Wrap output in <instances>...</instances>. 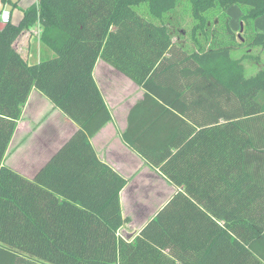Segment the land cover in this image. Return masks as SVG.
I'll return each instance as SVG.
<instances>
[{"label": "trees", "instance_id": "1", "mask_svg": "<svg viewBox=\"0 0 264 264\" xmlns=\"http://www.w3.org/2000/svg\"><path fill=\"white\" fill-rule=\"evenodd\" d=\"M182 1L194 19L190 35L196 47L190 49L173 40L174 31L163 22ZM232 5L241 10L249 45H264V33L251 25L264 14V0H36L17 24L0 28V264H129L137 259L202 264L214 244L216 234L188 259L173 252L175 244L162 245L169 248L167 255L143 237L132 243L116 238L123 223L118 193L126 180L114 172L109 201L94 209L60 201L2 163L33 87L81 126L90 149L88 136L110 119L92 76L98 57L144 88L143 100L135 105L147 109L142 135L166 112L200 127L172 156L167 151L154 156L129 136V129L122 137L171 182L184 185L239 240L241 250L230 264H264V68L247 75L243 58L231 54L239 45L226 12ZM209 12L217 14L222 35L208 27ZM35 21L42 27L41 41L55 56L28 63L13 42ZM203 136L205 154L193 164L183 154L198 150ZM215 181L232 191V201L215 204L193 195L199 183L213 188Z\"/></svg>", "mask_w": 264, "mask_h": 264}, {"label": "crops", "instance_id": "2", "mask_svg": "<svg viewBox=\"0 0 264 264\" xmlns=\"http://www.w3.org/2000/svg\"><path fill=\"white\" fill-rule=\"evenodd\" d=\"M10 1L1 0L0 10L8 7L11 10L10 21L14 24L22 19L27 7L36 2ZM18 3L22 7H18L15 17L12 6ZM230 8H227V13ZM253 22L254 31L264 33V14L254 18ZM230 27L237 34L239 30L231 24ZM41 30L38 21L32 22L24 26L13 42L15 50L28 63L55 56V52L41 41ZM92 76L110 119L88 136L90 149L84 137L80 136L81 126L33 87L22 106L2 163L43 189L53 191L60 201H68L75 207L91 206L94 209L109 201L116 186L114 172L126 180L118 193L123 223L115 231L116 238L132 243L140 236L167 255L169 248H162V245L175 244V254L194 259L192 254H197L216 234L214 244L202 264H230L241 250L239 240L224 231L222 221L208 214L186 192L184 185L171 182L122 137V133L129 129V136L152 151L154 156L159 155V151L170 152L172 156L179 145L199 131L200 127L190 120L183 122L172 118L166 112L155 119L147 135H142L147 125V109L135 105L143 100L144 88L101 57L94 64ZM204 154L203 136L202 142L199 138L198 150H187L183 156L192 159L195 164L194 159ZM202 184L195 186L192 193L203 195L204 202L213 200L210 203L219 204L223 200H233L232 191H223L221 183L213 182V188H205ZM205 193L212 199H208ZM64 216L61 214L60 218ZM175 261L179 263L176 258ZM145 263L142 260L138 262V259L137 263L129 261V264Z\"/></svg>", "mask_w": 264, "mask_h": 264}, {"label": "rangeland", "instance_id": "3", "mask_svg": "<svg viewBox=\"0 0 264 264\" xmlns=\"http://www.w3.org/2000/svg\"><path fill=\"white\" fill-rule=\"evenodd\" d=\"M21 3H18L17 6H12L14 11L13 14L15 15V17L16 14H18V7H22ZM141 8H144V6H142ZM142 12L144 14H147L145 10ZM239 12H241V10H239L238 6L232 5L229 12L227 13L231 19V22H229V24H231L233 28L239 30L236 35V40L237 42H239V45L237 48L232 50L231 54L235 58H243L242 64L245 68V73L247 75H251L257 72L260 68H264V46L249 45L250 40L243 26L242 30L240 31L242 22L239 19ZM208 15V21L210 22V26L208 27L212 29V27L214 26L215 30L213 29V32L216 31L217 35H222L223 31L218 28L220 25V20L218 19L217 14L215 15V13L209 12ZM163 22H167L168 28L171 31H174L172 36L173 40H175L177 43H183L187 49L196 47L194 42L192 41V36L190 35L194 19L192 17L191 7L186 2H180L173 10H171V12H168L164 17ZM251 25L252 30H254L253 21ZM244 54H248L249 56L244 58Z\"/></svg>", "mask_w": 264, "mask_h": 264}, {"label": "built area", "instance_id": "4", "mask_svg": "<svg viewBox=\"0 0 264 264\" xmlns=\"http://www.w3.org/2000/svg\"><path fill=\"white\" fill-rule=\"evenodd\" d=\"M11 20V10L8 7H2L0 10V22L7 24Z\"/></svg>", "mask_w": 264, "mask_h": 264}, {"label": "water", "instance_id": "5", "mask_svg": "<svg viewBox=\"0 0 264 264\" xmlns=\"http://www.w3.org/2000/svg\"><path fill=\"white\" fill-rule=\"evenodd\" d=\"M5 26V24L4 23H2V22H0V28H2V27H4ZM242 30V23H241V28H240V31ZM238 36H239V34H238Z\"/></svg>", "mask_w": 264, "mask_h": 264}]
</instances>
